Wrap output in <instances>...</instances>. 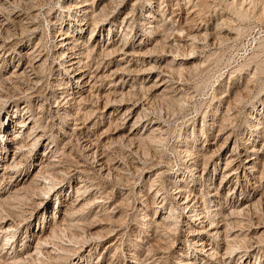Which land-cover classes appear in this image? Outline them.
Listing matches in <instances>:
<instances>
[{
    "label": "rangeland",
    "instance_id": "1",
    "mask_svg": "<svg viewBox=\"0 0 264 264\" xmlns=\"http://www.w3.org/2000/svg\"><path fill=\"white\" fill-rule=\"evenodd\" d=\"M9 1L19 6L23 11L27 10V8L29 10V6L36 5L38 16L31 20L28 19L33 23L32 30H28L25 27L27 20H24L20 24L13 22L8 24L11 31L0 27V43L3 42L6 44L5 50L1 52L5 54L6 59L0 58V80L2 81L0 92L6 93L5 96L9 95L7 97L9 100L4 108L1 109L2 106L0 107V121L3 120L2 118H5L6 126H8V129L10 128L6 133V137L2 138L0 135V139L9 140L8 138L19 133L17 131L19 130V124L30 114L26 113L24 107L25 105H29L31 113H35L36 126L44 132L46 137L44 138L45 140L43 139L44 141H41L42 144L37 146L32 153H27V158L25 159L28 161L29 169H26L27 172L23 174L28 173L29 176H32L39 169L40 165L47 158H50L55 160V165H47L43 176H49L51 173V178L57 180L55 189L51 194L52 196L48 197L47 206L45 204H40L39 206L35 204L33 206L35 208L32 209V206H30L27 209L28 219L21 224L18 235L16 236L17 241L15 245H17V249L19 251H21L20 249L26 250L25 255L32 253L46 221L49 218L51 219V215H54L56 212L62 213L63 215L64 212H67V208L70 211V198H81L80 194L84 192V189L80 190V188L82 184L87 182L86 187L89 188V191L93 192L96 200L102 201L99 203H94V200L86 201L77 210L76 215L79 218H87V221L81 222L82 225L80 227L72 224L61 227L59 238L67 244L71 242L70 247L79 248L80 253L76 256V259H66L58 264H97L96 261L99 256L100 261L98 264H178L176 261L180 260L179 258L194 260L195 264H203L199 253L195 251L193 237L189 235L188 226L182 222L179 230L169 229L165 223L163 225V222H160L161 218L156 220L158 214L156 216L153 214L154 204L155 201H160L164 197H166L168 204L172 202L177 204L173 198L172 192L174 191V187L170 183V179L174 174L176 176V174L183 173L185 163L189 158L186 148L187 145H190V141L187 139L190 138L189 134L194 127L198 130H196L198 135V148L202 151L204 150V152H209L210 149H212L210 150L212 152L215 148H218L222 144L224 137L232 132V143L220 152H217L214 157L219 161V168L216 172L214 171V175L212 163L208 164L205 171L203 169V160L199 165L197 174L198 184L194 189V194H196V198L194 199L196 200L194 201L193 199L192 201H194L195 206L197 205L196 208H199V211L202 213L201 216L209 215L211 212L210 209L214 208L213 203L208 198L210 196L207 190L211 189V192H214L216 191L215 187L217 185L219 186L218 182H220L221 175L225 169V158L229 156L228 154L232 152L234 147H237L239 149L238 151L245 153L246 143L254 142L255 137L250 132L245 120L251 112V106L253 104L259 107L264 102V69H262L264 68V0H239L242 3L240 4L236 1L234 5L231 4L233 0H136V2L138 1L136 13L134 12L130 21L134 25V31L132 32H130L131 28L129 26L124 27V24L121 22L126 11L131 9L135 0H124L114 13V34L111 33L108 36L111 23L104 25V33L100 36V41L102 42L98 44V52L101 50L103 52V49L108 45L107 42L111 40L117 46H120L122 43L120 38L124 37L126 31L130 32L129 37L134 42L139 43L142 38L141 34H144L148 30L146 26L154 23H158L159 25L157 32L165 35L168 41L180 45V53L182 52V54L179 56L181 57L187 56L184 53L188 50V45H191L190 42L193 41L192 37H194V34H198L197 36L199 37L197 41L198 48H196L197 57L194 59L195 62L197 61L198 66L195 68L189 66L192 63L191 61L184 60V64L175 66V69H178L177 71H172L168 66V62L173 58V54L169 53L167 49V51L165 49L164 51L162 48H159L157 52L150 54L147 57L148 59H145L143 67L150 68L149 71L146 69L145 73H126L128 84H126L125 90L128 91L133 83L136 87H134L135 89L133 88L134 95L132 98L128 95L127 99L125 96L123 102L126 103L125 106H131L136 101L140 107L138 111L130 115L125 121L121 118L126 108L125 106H119L120 104L118 105L117 103H109L104 108L106 101L104 94L112 87L111 85L119 82L120 76L124 73L123 71L119 73V77L114 75L113 77L115 78L112 77V79L98 81L97 86L93 88L90 94L88 90L84 93L83 96L86 95L87 100H81L82 102H78L79 104L73 100L67 102L69 97L68 93L62 94L56 91L61 86L60 84L68 82L69 78H64L65 80L61 79L64 75L59 74V71H57L61 66L59 65L60 60L53 54V36L55 33L58 35L56 32V30L59 31L58 29H60L58 27L66 28L69 32L77 35L74 25L79 24V21L76 19L70 21L72 17L69 13L71 11L66 10L64 7V2H68L69 4V0H0L1 11L5 14L2 19L8 16L9 10L7 6L10 4ZM103 2L105 1L95 0V8L99 10ZM117 4L118 2L115 4L114 2L110 3L109 8H111L108 10H112ZM160 5L162 6L160 7ZM234 7H246L248 12L245 16H240L235 12ZM89 9L91 10L92 8ZM149 12L157 17H145L146 14H150ZM53 21L57 22V24L53 25ZM73 23L75 24L72 25ZM86 27H84L82 32L83 38L89 35L88 32L91 26L86 25ZM173 29H176L175 32ZM166 30L170 31L167 32ZM179 30L181 31L179 32ZM169 34L170 36H168ZM108 37L112 39L110 40ZM30 48L36 50L34 55L45 54V58H47L45 65H42L37 71L29 66V63H27L23 55H20V52H26V49ZM118 52L109 59L108 57L110 56H106L104 52V55L102 54L97 57L96 51H94L90 56L84 55L83 61L87 64L90 72L95 71L101 57L105 58L101 68L103 67V70L109 68L108 73L114 70L119 64L127 66L129 59L132 60L131 68L133 69L136 66L134 62L140 58L136 56L137 54L129 55L128 57ZM123 56L125 57V61L120 60ZM18 64L20 65L18 73L27 68L29 76H18L14 73ZM154 64L156 66H152ZM258 64L263 66L262 68L260 67L263 71L258 73H261L260 75L256 74L254 76V72L258 69L256 67L259 66ZM240 68L243 69L240 70ZM158 75H161L160 77L170 78L168 84H172V88L167 89V93L161 96L158 95L165 87L164 85L156 92L143 91L141 89V82L145 80V83L149 86L156 80ZM58 77L61 78L57 79ZM111 80L113 83H111ZM179 84L182 86L183 93L180 95L178 101L172 103L169 101L170 99H177L174 97V86ZM118 85L119 89L123 87V84L121 86L120 84ZM6 87L8 90H6ZM85 89H89V86ZM74 91L77 92L78 89ZM236 91L240 93L241 98L239 100L241 101L234 98V92ZM227 93L228 96L226 98H219ZM77 100H80V97ZM235 101H239L238 104ZM144 107H146L145 109L147 111L149 109L148 117L154 119V121L151 125H149L150 123L147 124L144 129L142 127L140 133H144L147 129L146 127L149 129L147 130V133H149L151 126L154 125L153 127H155L156 124L161 123L163 132L158 135L160 140L156 143H148L147 145H120V137L129 134L135 117L140 109ZM227 108H229V111H227ZM65 109L67 111L69 110L70 115L64 112L66 111ZM90 109L94 111V114L93 112L91 113L92 116L86 112ZM14 111H16L15 114ZM113 112L116 114H112ZM224 112L227 113V116L222 119ZM80 115L83 117L81 118ZM212 122L218 123V126L210 129L207 135H205L203 130H206ZM77 126H82L83 128L77 129ZM26 127H23L20 135L23 134L24 128ZM2 131L3 129H1L0 124V134H2ZM84 134H89L98 145L97 157L91 158V155H87L89 153L87 147L82 148L86 144L83 141L87 138ZM97 137L101 139L98 140ZM257 138L258 148L262 150L259 152L262 158L264 157V135L261 134ZM112 139L114 143H112ZM50 145L53 146L51 147ZM93 147L91 146L92 152L97 149ZM107 154H111V158L116 163L112 164L113 167H116V170H113L111 174L107 173V170H101V165H99L100 162H104L107 159ZM11 159L8 155L5 157V153L1 152L0 183L5 160L12 162ZM98 159H101V161L98 162ZM110 163L112 162H109V165ZM236 167L237 165L230 169L232 182L230 181L227 186L228 188L224 189V192H228V189H235L237 193H235L234 198L239 201H244L250 193V189L253 188L254 181L259 182L258 184H262V187H264V178H262L264 165L261 164V171L254 175L249 173V170L237 169ZM160 171L164 172L160 174ZM23 174L21 178H18V182L20 183L23 179ZM18 182L14 185L10 184V186L8 185L4 189L7 190L8 187L15 189L18 186ZM211 183L214 185L213 188L208 186ZM4 189L0 188V194ZM57 191L60 193H57ZM155 192L159 193L156 196L158 199L156 198L154 200ZM250 197L253 196L251 195ZM57 199H60V211L57 207L58 204H55L57 203ZM222 200L220 199V201ZM25 206L24 204L16 205L14 209L16 223L20 222L24 217L21 214V210ZM260 207L257 213L253 214V217L254 220H260L262 222L261 225H264V203ZM45 212H48V215L45 216ZM147 215L153 218L149 226L150 228L147 227L146 229V226L143 225ZM161 216L163 217V214ZM237 227L235 229H241V226L239 228ZM244 227L248 228V225L245 224ZM263 230L264 226L260 228V233ZM240 231L237 230V232ZM87 235L91 237L88 236L91 239L90 242L80 244L83 242L82 237ZM93 236L97 238H93ZM73 237L77 238V242L72 241L74 239ZM3 242H5L4 239H0V264L6 263L3 258L6 250L2 249ZM112 242L115 243L114 246L109 245ZM257 245L258 247L249 253L250 257L247 258L246 262L239 261V264H255V261L256 264H264V242L257 243L254 240L253 247ZM246 248L244 247L243 249ZM225 251V248L222 249V252ZM242 254L243 252L235 256L233 255L231 259L227 257L223 259L220 257V261L223 264H238L237 262ZM218 261V259L214 260L215 263ZM34 264L41 263L34 262Z\"/></svg>",
    "mask_w": 264,
    "mask_h": 264
},
{
    "label": "bare ground",
    "instance_id": "2",
    "mask_svg": "<svg viewBox=\"0 0 264 264\" xmlns=\"http://www.w3.org/2000/svg\"><path fill=\"white\" fill-rule=\"evenodd\" d=\"M104 1L105 2H103L102 6L99 7V10H97L95 8V6H96V5H94L95 0H91V1L90 0H69V4H68V2H64L65 3L64 7L66 8V10L71 11V13H69V14H71V17H72L70 21H72V20L74 21L75 19L77 21H79V24L77 23V25L75 23L72 24V25L75 24L74 27H75L77 35H75V33H73V32H69V30L66 28L58 27V28H60V29H58L59 31L56 30L58 35H56V33H55V35L53 36V43H54L53 44V54H55V56L60 60L59 65L61 66L57 71H59V74L65 76V77L63 76V78L58 77L57 79L69 78L68 82L61 83L60 84L61 86L58 87L56 91H58V93H62V94L68 93L69 97H68L67 102L73 100V101H75V103H78V102L80 103L81 100H87L86 95L83 96L84 93L88 90L89 94H90L92 92L93 88L95 86H97L98 81H104V80H107L109 78L112 79V77L114 75L119 77V73L121 71H123L124 73L120 76V79H119V82H121V83L115 82V84L111 85L112 87L108 89L106 94H104L105 95L104 98L106 99L104 108L109 103H117L118 105L120 104L119 106H125L126 103L123 102V100H124L123 98L125 96L127 97L128 95L131 96V98H132V96L134 95V89H135L134 87H136L135 84L133 83L131 85V87H129L130 89L128 91L125 90L126 84H128L127 83L128 79L126 78V73H128V74H131L132 72L133 73L139 72L138 74H140L141 72L145 73L146 69H148L146 67H143L145 59H148L147 57H149L150 54L157 52L159 48H162L163 50L167 49L169 51V53L173 54L172 55L173 58L168 62V66L172 71H177L178 69H175V66L176 65H182V63L184 64L185 63L184 60L191 61L192 63L189 64V66L192 68H195L198 66L197 61L195 62V60H194L197 57L196 56V52H197L196 48H198L197 41L199 38L197 36L198 34L195 35L196 33L194 34V37H192L193 41L190 42L191 45L190 44L188 45V50L185 49L186 52L185 51H184L185 53L183 52L185 55H187L184 57L179 56L180 54H182V52L180 53V49H181L180 45H177L176 43L174 44V42L172 43L171 41H168L167 37H165V35H162L159 32H157L158 28H159L158 23L157 24L156 23L149 24L148 26H146L148 30L144 34H141L142 38H141V41L139 43L134 42L131 39V37H129L130 32L134 31L133 30L134 25H132L133 23L131 24L130 21H131V18L134 15V12L136 11V8H137L136 6H137L138 1L136 2V0H135V2H133V4H132L131 9L126 11L125 16L123 17V20L121 22L122 24H124V27L129 26V28H131V31L127 32L125 30L126 34L124 35L123 38L122 37L120 38L122 41L120 46L119 45L117 46L115 44V42L111 40L112 38L108 37L111 41L107 42L108 45L105 49H103V48L102 49H103L104 54H106V56H110V57H108L109 59L112 58V56L114 54H116L118 51H119L118 53L121 52V54H124V56H128V57H129V55L137 54L136 56H139L140 58H138L135 62L133 61L136 64L135 67L137 69L135 67H134L135 69L131 68L132 60L129 59L127 66H125L123 64H119L114 70H111L108 73L109 68L105 69V70L102 69L103 67L101 68L102 63H104V61H105V58L101 57V59L99 61L100 63L98 62V66L95 69V71L90 72L89 69L87 68L88 67L87 64L84 63V61H83L84 55L90 56V55H92V53L94 51H96L97 57L103 54L102 50L100 52H98V49H99L98 44L100 42H102V41H100V36H102V34L104 33V30H103L104 25L106 23L107 24L111 23L110 24V30L108 32V36L111 33L114 34V30H115V29H113V26L115 25L114 13L117 11L119 5H121L124 0H104ZM236 1H238L240 4L242 3V1L233 0L231 2V4L234 5L236 3ZM9 2H10V4L7 6L8 10H9L8 16L6 15L7 18L2 19L5 14L1 11L2 7H0V27L9 31L10 29H9L8 24H10L12 22L15 24H20L24 20H27V22H25V24H26L25 27L28 28V30H32L33 23H32V21H29L28 19L31 20V19H34L38 16V12H37V9L35 7L36 5L29 6V10L27 8V10L23 11L20 9L19 6H16L13 2H11V1H9ZM113 2H114V4L116 2H118V4L116 6L114 5L115 7L114 8L112 7L113 9L109 11L108 9L111 8V7L109 8V5H110V3H113ZM29 5H30V3H29ZM161 6L162 5H160V7ZM89 8H92V9L90 10ZM245 8L234 7V10L238 15L245 16L248 12L247 8L246 9ZM40 13H41V11H40ZM154 16L155 15L153 13L145 15V17H154ZM155 17H157V16H155ZM4 20H6V21L4 22ZM138 21H143V20H138ZM144 23L146 24V22H144ZM52 24L56 25L57 22L53 21ZM86 25H90L91 27H90V30L88 29L89 35L87 37L83 38L82 32L84 30V27H86ZM173 30L175 32L176 29H173ZM168 31H170V30H168ZM180 31L181 30H179V32ZM3 32H4V30H3ZM168 36H170V34ZM9 38H11V37H9ZM17 45H18V42H17ZM5 47H6V44H4L3 42L0 43V58L4 59V60L6 59L5 54H2L1 52L5 50L4 49ZM100 47H102V46H100ZM183 48H184V46H183ZM26 50H27L26 52H20V55H23L25 57V59L27 60V63H29V66L33 70L37 71V69H39L42 65H45L46 60H47V58H45V54L44 55H41V54L34 55L36 50H32L31 48L26 49ZM124 56L121 57L120 60H124V58H125ZM142 57H144V58H142ZM94 60H96V59H94ZM178 61H181V62H178ZM2 62H3V60H2ZM109 62H111V61H109ZM117 62H118V60H117ZM258 65L259 66H256L258 69L256 70V72H254V76L256 74L260 75L261 73L260 74H258V73L260 71H263V70H261V68L263 66H260V64H258ZM261 65H263V64H261ZM17 66L18 67H16L14 73H16L18 76L19 75L29 76L27 73V68L24 69L23 71H21L20 73H18V71L20 70L19 69L20 65L18 64ZM128 66H130V67H128ZM152 66H156V65L154 64ZM149 69L147 71H149ZM164 69H165V66H164ZM241 69H243V68H240V70ZM262 69H264V68H262ZM62 70L64 71L63 73H62ZM17 75H15V76H17ZM160 76L158 75L156 80L149 86H147L148 84H146L145 80L143 79L144 81L141 82V84H140L141 89L143 91L145 90V91H150V92H156L164 85L165 87L163 88L162 91H160L158 93V95L161 96V95H164L165 93H167V91H168L167 89L172 88L171 87L172 84H168V82L170 81V78H166L164 76L160 77ZM0 78H1V76H0ZM113 78H115V77H113ZM26 80H27V78H26ZM1 82L2 81L0 80V86H1ZM160 82H161V84H159ZM92 83H94V84H92ZM111 83H113L112 80H111ZM118 84H120V86L123 84V87L121 89H119ZM88 86H89V89H85ZM174 88H175L173 90L175 92L174 97H176L177 99H175V100L170 99L169 101L172 103L178 101L180 98V95L183 93V89H182V86H180V84L177 86H174ZM183 88H184V86H183ZM76 89H78L77 92L74 91ZM6 90H8V88ZM70 91H72V92H70ZM238 91L234 92L235 93L234 98L236 100H239L241 98L240 93ZM5 94H4V92H0V107L2 106L1 109L4 108V106L6 105V103L9 100V98H7L9 95L5 96ZM156 96H155V98H156ZM227 96H228V93L223 94L219 98L223 99V98H226ZM79 97H80V100H77ZM127 99H128V97H127ZM64 100H66V99H64ZM59 101H60V99H59ZM128 101H130V100H128ZM239 101H241V100H239ZM238 102H236V103L238 104ZM60 105H61V103H60ZM233 105H234V103H233ZM125 107L126 108L124 109L123 116L121 117L124 121H125V119L130 117V115H133L136 111H138L140 105L138 102L134 101L131 106H125ZM251 107H252V110L249 113V115L247 116L245 123L248 124V128H249L250 132L255 137L254 142L253 143L252 142L246 143L247 144L246 149L244 150L245 153L238 151L239 149L237 147L233 146L234 148L232 149V152L230 154H228L229 156L227 158H225L226 159L225 160L226 161L225 162V169L221 175L220 182H218L219 186L217 185L215 187L216 191H214V192H211V189L207 190V192L210 196L208 198L213 203V206H214V208L210 209L211 212L209 213V215L201 216L202 213L199 211V208L197 209L196 208L197 205L195 206V204L193 203L196 200V199H194V198H196V194H194V189L196 188L195 186H197V184H198L197 183V181H198V175H197L198 174V168H199V165H200L202 160H203V165H204V167H203L204 171L207 169L208 164L212 163V165L214 167L213 168V175H214V171L216 172L217 169L219 168V166H218L219 161H217L214 157L216 156L217 152H220L223 148L228 147L232 143V137H231L232 132H230L229 134H227L224 137V139L222 140V144H220L218 146V148H215L212 152H210V150H212V149H210L209 152H207V151L204 152V150L202 151L201 149L198 148V144H197V137H198L197 131L198 130L195 129V127H194L193 130L189 134L190 138L187 139L188 141H190V145H187V148H186V151L188 152L189 158L187 157L188 159L185 163V168L183 170V173H180L178 175L176 174V176L174 174V176H172L170 179L171 180L170 183L174 187V191L172 192L173 198L175 199L177 204H175L173 202L168 204L166 201V197L162 198V200H160V201H155V204H154V213L153 214H155V216L158 214L156 220H159L161 218L160 222H163V225L165 223L166 227H168L169 229L176 230V231L179 230V228L182 225V222L188 226L189 235L191 237H193L192 240L194 243L193 245L195 246V251L197 253H199L200 259H201L203 264H223L220 261L221 260L220 257L223 259L225 257L231 259L233 257V255L235 256L236 254L242 253V252H243V254L240 256L237 263L239 264V261H245L246 262L247 258L250 257L249 253L252 252L254 250V248L258 247V245L253 247L254 240L257 243L264 242V230L260 233V228L264 225H261L262 222L260 220H256V219L254 220V217H253V214H256L259 207L264 203V187H262V184H258L259 182L254 181L253 188L250 189V193L247 195V197L245 198L244 201H239L238 199L236 200L234 198L235 193H237V191L235 189H228L229 190L228 192H224V189L228 188L227 186L231 181L232 173H230V169H232L234 166L237 165V167H236L237 169L249 170V173H252L254 175L257 172L261 171L260 165L261 164L264 165V157L261 158L262 155L259 154V152L262 150H261V148H258L259 144L257 143V141H258L257 137H260L261 134L264 135V102H262V105H260L259 107H258V105H255V104H253V106H251ZM24 108L26 109V113L27 114L30 113V114L27 116L26 119H23L21 121V123L19 124V130H17L19 133L8 138L9 140L0 139V151L2 153H5V157H6V155H8L9 158H12L11 159L12 162L11 161L7 162V160H5L4 171L1 173V183H0L1 189H4L8 185L10 186V184L14 185L16 182H18V178H21L22 174L24 172H27L26 169H29L28 168V161H26V159H25V158H27L26 157L27 153H29V152L32 153L37 146L42 144L41 141L46 137L44 132H42V130H39L38 127L36 126V121L34 118L35 113H31L30 106L25 105ZM145 108L146 107L141 108L140 111L138 112L137 116L135 117V120L133 121V124H132V127L130 129L129 134H126V136L120 137V142H121L120 145H126V146L127 145H135V146L136 145H147L148 143H156L158 140H160L158 135L163 132V126L161 125V123L156 124L155 127H153L154 125L151 126L150 127L151 130L149 131V133H147V130H149L148 127H146L147 129L144 133H140L142 127L144 129V127L147 126V124L150 123L149 125H151L152 122L154 121V119L148 117L149 116V113H148L149 109L147 111ZM118 109H119V107H118ZM227 111H229V108H227ZM15 112L16 111H14V114H15ZM64 112H67V114L70 115L69 110L68 111L66 110ZM86 112L90 113V114L93 112V114H94L93 109H90L89 111H86ZM112 114L115 115L116 113L113 112ZM91 116H92V114H91ZM226 116H227V113L224 112L222 119L226 118ZM80 117H81V115H80ZM2 119L3 120L0 121L1 122L0 124H1V129H3V131H2V134H0V135L2 138H5L6 133L9 131L10 128L8 129V126H6L7 124H6L5 118H2ZM234 122H235V120H234ZM24 126H27V127L24 128L23 134L20 135L22 132L21 130L23 129ZM216 126H218V123L212 122V124H209V127L206 130H203V129L202 130L204 131V134L207 135L208 131L214 127L216 128ZM76 128L81 129L83 127L77 126ZM108 130H106V131L108 132ZM165 131H166V129H165ZM103 133H105V132H103ZM26 134H27V136L25 137ZM72 135H73V133H72ZM84 136L87 138L86 139L84 138L85 140L83 142H86V144L85 145L83 144L84 147H82V148L87 147V149L89 151V153L87 155L88 156L91 155V158L97 157V155H98L97 150L99 148L98 145L91 138V136H89V134H84ZM78 137H79V135H78ZM98 137H99V135H98ZM98 137H97V139L100 140L101 138H98ZM97 139H96V141H97ZM165 140H166V138H165ZM80 141L82 142V140H80ZM116 141H119V140H116ZM112 143H114L113 139H112ZM250 143H252V144H250ZM91 146H94L93 148H97V149L92 152ZM128 147H130V146H128ZM183 150H185V149H183ZM90 151H91V153H90ZM1 152H0V154H1ZM103 153H104V151H103ZM106 156H107V159L104 162H100L99 165H101L100 166L101 170H107V173L111 174L113 170H116V167H113L112 164L113 163L116 164V163L114 162L113 158H111V156H112L111 154H107ZM242 156H243V158H242ZM102 157H103V155H102ZM185 158H186V156H185ZM54 161L55 160H53V159L47 158L46 161L40 165L39 169L36 172H34L32 176H29L28 173L25 175L23 174L24 176H23V179L21 180V183L18 182L17 183L18 186L15 189H13L12 187H10V188L8 187L9 189L7 188V190L6 189L2 190L3 192L0 194V196H1V199H0V239L3 238L5 241L2 244L3 245L2 249H6L5 253L3 255V258L6 262L5 264H34V262L35 263L38 262L41 264L42 263H48V264L49 263H51V264L57 263L58 264V263H61L63 260H66V259H72V258L76 259V256L80 253L79 248L70 247L71 242L67 244L59 238V231H60L61 227H63V226H67L69 224H72V225H76V226L80 227L82 225V223H81L82 221H87L86 220L87 218H85V217L79 218V216L76 215L77 210L86 201L94 200V203L95 202L99 203L102 201V200H98V199L96 200V197L94 196L93 192L89 191V188L86 187L87 182L82 184V186L80 188V190L84 189V192H82V194H80L81 198H76V199H75V197L70 198V201H69L70 202L69 203L70 211H69V208H67L68 209V210L66 209L67 212L66 213L64 212L63 215H62V213L60 214V213L56 212L54 215H51V219L50 218H49V220L46 219L47 221L43 226L44 228L42 229V232L38 237V240H37L35 247H34V251L32 253L25 255L26 250L20 249L21 251H19L17 249V245H15V243L17 241L16 236L18 235V230L20 229L21 224L25 220L28 219V216H27L28 210L27 209L30 206H32L31 207L32 209L35 208V207H33V206H35V204H38V206L40 204L41 205L45 204V206H47L48 197L52 196L51 194L53 193V190L55 189V186L57 184V180L55 178L54 179L51 178V175H52L51 173L49 174V176H43V173L45 172V167L47 165L50 166V164H54ZM97 161L99 162V161H101V159H98ZM107 161L112 162V163H110V165H109V162L107 163ZM107 165H108V167H107ZM143 167H141V168H143ZM60 169H61V167H60ZM80 171L82 172V170H80ZM180 171H181V169H180ZM143 172H144V170H143ZM163 172L164 171H160L159 173L162 174ZM218 173H219V171H218ZM262 173H263L262 178H264V171L263 170H262ZM201 176L204 177L203 174H201ZM218 176H220V175H218ZM82 179H85V178H82ZM82 181H85V180H82ZM208 186H210V188L214 187V185L212 183L209 184ZM60 189H61V187H60ZM58 192L59 191H57V193ZM86 192H88V193L85 194ZM159 192H157V193L155 192L156 194L154 196V200L157 198L156 196ZM186 193H188V194H186ZM251 195L253 197H250ZM149 196H150V194H149ZM193 199H194V201H192ZM220 199H223L222 200L223 202L220 201ZM17 204H24L26 206L24 207V209L21 210V214L24 217L22 218V220L20 222L16 223V218H15L16 213H15L14 209H15ZM32 204H34V205H32ZM55 204L56 205L58 204L57 207L60 211V199H57V203H55ZM199 204H200V202H199ZM211 204H209V205H211ZM202 207H204V206H202ZM53 209H55V208H53ZM205 211H207V210H205ZM162 214H163V217L161 216ZM44 215L45 216L48 215V212H45ZM49 217H50V215H49ZM152 218L153 217H150L147 215V218L145 219V222L143 225V226H146V229H147V227H149L151 225ZM245 220L247 221L246 223H245ZM154 224H156V223H154ZM245 224L248 225V228L244 227ZM237 226H239V227L241 226V229H235V227H237ZM239 227H237V228H239ZM237 230H241V231L237 232ZM88 234H89V232H88ZM92 234H93V232H92ZM100 234H102V233H100ZM73 236H75V235H73ZM76 236H77V233H76ZM88 236L89 235L82 237L83 242L80 244H86V243L90 242L91 237L89 236L90 237L89 238ZM93 238H97V237L93 236ZM72 241L77 242V238L75 237ZM171 242H172V240H171ZM174 243H175V241H174ZM114 244L115 243L112 242L109 245L114 246ZM169 244H170V242H169ZM246 244H247V246H245ZM244 247H247V248L243 249ZM224 248L226 249V251L222 252V249H224ZM240 249H243L244 251L243 250L239 251ZM130 252H131V250H130ZM244 257H245V259L243 260ZM99 258H100V256H99ZM99 258L96 261L97 264L100 261ZM179 259L180 260L176 261V263H178V264H195L194 260L193 261L192 260H186L185 258H179ZM217 259L219 261L217 263H215L214 260H217ZM223 259H222V261H224ZM257 259H259V258H257ZM255 264H256V261H255ZM258 264H260V263H258Z\"/></svg>",
    "mask_w": 264,
    "mask_h": 264
}]
</instances>
